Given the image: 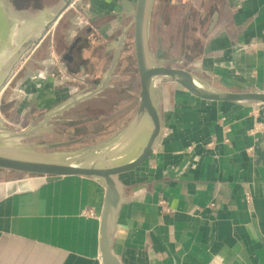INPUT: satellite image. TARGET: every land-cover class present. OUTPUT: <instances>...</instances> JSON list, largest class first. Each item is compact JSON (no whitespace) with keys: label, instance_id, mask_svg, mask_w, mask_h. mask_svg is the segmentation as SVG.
<instances>
[{"label":"crops","instance_id":"obj_1","mask_svg":"<svg viewBox=\"0 0 264 264\" xmlns=\"http://www.w3.org/2000/svg\"><path fill=\"white\" fill-rule=\"evenodd\" d=\"M129 22L117 0H76L50 29L48 52L32 48L15 70L4 124L16 123L17 107L22 116L31 112L27 126L35 124L94 88ZM78 38L72 60L64 61ZM150 42L214 88L264 92V0H156ZM75 82L76 92L63 97ZM154 89L159 146L121 175L128 202L115 254L122 264H264V106L202 101L168 81ZM34 106L47 110L36 116ZM15 179L0 171V182ZM102 199L99 182L75 176L3 199L0 264H100Z\"/></svg>","mask_w":264,"mask_h":264},{"label":"water","instance_id":"obj_2","mask_svg":"<svg viewBox=\"0 0 264 264\" xmlns=\"http://www.w3.org/2000/svg\"><path fill=\"white\" fill-rule=\"evenodd\" d=\"M75 1L58 0L54 5L44 8L42 14L21 33L19 44L14 42L16 47H9L3 55L0 63V171L25 177L0 182V201L31 192L63 177H83L99 182L103 188V199L98 218V260L100 264H122L113 248L119 213L128 202L121 175L143 165L159 146L162 122L159 101L154 96V83L168 81L202 101L242 107L264 106V92L257 89L249 92L217 89L204 83L191 71L164 64L160 60V52H151L150 49V26L156 0H117L123 15L129 17L130 22L110 46L112 58L98 84L48 109L36 124L21 130H11L4 124V118L8 117L3 111V101L15 86V68L36 46H39V51L48 52L51 36L48 32ZM42 24L44 28L41 34L20 50L18 59L6 72V64ZM9 31L10 24L0 8V46L6 41ZM130 34L139 89L136 109L130 122L106 141L75 150H53L56 146L64 147L75 141L59 144L32 142L35 138L53 132L55 125L52 123L62 118L64 113L96 99L112 88L114 71Z\"/></svg>","mask_w":264,"mask_h":264},{"label":"rangeland","instance_id":"obj_3","mask_svg":"<svg viewBox=\"0 0 264 264\" xmlns=\"http://www.w3.org/2000/svg\"><path fill=\"white\" fill-rule=\"evenodd\" d=\"M0 8L3 12L5 19L10 24V31L7 34L6 41L4 44L0 46V63L2 62L3 55L5 51L9 47H16L15 43L19 44V40L21 39L20 36L22 35L25 28L31 24L37 16H40L43 12V8L39 5L38 0H0ZM57 11V9H55ZM45 25V23H44ZM44 25L42 24L27 41L23 43L22 47H20L19 51L15 54V56L6 64V72L12 67V65L18 59V55L20 54V50L24 49V46L30 44L34 38L39 36L43 31ZM131 35V34H130ZM24 36V35H23ZM22 36V38H23ZM19 38V39H18ZM17 39V41H15ZM19 46V45H18ZM22 63V62H21ZM19 63L15 70L18 69ZM121 65L117 70V73H120V77L113 79V84L116 83L120 86V90H124L123 92L116 93L113 92L109 99H106L102 102H91L88 106H83L80 110L75 111V113L66 117L67 123H69L68 129L61 128L55 129L53 132L42 135L38 138L31 140L32 142H36L39 144H59V143H68L73 142L72 144L65 145L64 147L54 148V151H69L75 150L82 147L93 146L98 142H101L104 136L99 138H94L96 133L104 130V129H114L121 126L124 121L128 120L129 116L135 111L136 109V98L138 93V76L136 72L135 66V59H134V49H133V39L132 36L126 42L124 55L121 59ZM116 81V82H115ZM118 82V83H117ZM73 86L74 89H78V83L75 82ZM115 85V84H114ZM116 85V86H117ZM164 86V85H163ZM118 88V87H117ZM74 91L67 92L63 94V97H66L70 94H73ZM128 91V92H127ZM134 94V96H129L127 93ZM49 106L53 104L50 102ZM38 104L37 106H39ZM44 105V104H43ZM37 106H34L37 108ZM38 109L36 114L40 115L44 113L47 109ZM118 112H121L117 114ZM132 112V113H131ZM24 113V112H23ZM14 116L17 118L16 123L12 124L9 127L11 130H21L22 128L26 127L29 123V115L31 112H28V115H20V110L17 109L14 111ZM125 116V120H119L115 122L120 117ZM55 124V123H54ZM53 124V125H54ZM68 127V126H66ZM76 129V133L74 134L72 131ZM76 147V148H75ZM13 177L15 178H23L25 177L22 174L13 173Z\"/></svg>","mask_w":264,"mask_h":264},{"label":"trees","instance_id":"obj_4","mask_svg":"<svg viewBox=\"0 0 264 264\" xmlns=\"http://www.w3.org/2000/svg\"><path fill=\"white\" fill-rule=\"evenodd\" d=\"M130 38H131V35H128L126 41H128V39H130ZM150 49H151V52H157V51L160 52V55H161L160 60H162L164 64H166L168 66H172L173 65L176 68L180 67V63L168 61V59L166 57V53H164V51L162 49H160V48L153 49V44L151 42H150ZM112 89H113L112 91L116 92V93L117 92L120 93V92L124 91V90L122 91L119 88L113 87V86H112ZM113 92H107L106 94L103 93L99 97H97L96 99H92L90 101H87V102L81 104L79 107H77V109H73V110H70L69 113H65V115L61 119H58L57 121H55L54 125H55L56 129L59 130V129H61L63 127L62 124L60 123L61 121H59V120H64V118L66 119L67 116H69L70 114L75 113V111H77L78 109L80 110V108H82L83 106H88L91 102H102L104 100L106 102V99L107 98L109 99V96H111L113 94ZM127 94L129 96H132V95L134 96V94L132 92H131V94H129V93H127ZM134 112L133 113L131 112L132 114L129 116L128 120H126V121H124L125 120L124 118L128 114H126V115L120 117L119 119H117L115 122H118L119 120H123L124 121V123L121 126H119L118 128L116 127L114 129H109V128L108 129H104V130L96 133L94 138H99L101 136H104V138H103V140L101 142L106 141L107 139H109L110 137H112L113 135H115L116 133L121 131L130 122V120L132 119V117L134 115ZM119 113H121V112H118L117 114H119ZM41 117H42V115L37 120H35L34 123L36 124L41 119ZM70 132H73L75 134L76 133V129H73ZM55 148L57 149V148H59V146H56ZM8 173H12L13 174V172H8Z\"/></svg>","mask_w":264,"mask_h":264},{"label":"flooded vegetation","instance_id":"obj_5","mask_svg":"<svg viewBox=\"0 0 264 264\" xmlns=\"http://www.w3.org/2000/svg\"><path fill=\"white\" fill-rule=\"evenodd\" d=\"M39 1V5L43 8V10H44V8H46V7H49L50 5H54V3H56L58 0H38ZM79 42V38L78 39H76L75 41H74V43H72V45L69 47V52H68V55H65L64 57H63V60L64 61H70V60H72V58H71V56H72V53L75 51V49L77 48V43ZM105 101V100H104ZM83 104V103H82ZM81 105V104H80ZM79 105V106H80ZM79 106H77V107H79ZM5 107V105H4V103H3V108ZM77 107L76 108H74V109H77ZM73 110V109H72ZM79 110V109H78ZM66 113H69V111L68 112H66ZM64 115H65V113H64ZM63 115V116H64ZM71 115V114H70ZM61 119V118H60ZM57 121V120H56ZM59 121H61L60 123L62 124V128H66V129H68V128H70L69 127V123H67V122H69V121H67V119H65L64 118V120H59ZM55 123V121L52 123V124H54ZM66 126H68V127H66Z\"/></svg>","mask_w":264,"mask_h":264},{"label":"built area","instance_id":"obj_6","mask_svg":"<svg viewBox=\"0 0 264 264\" xmlns=\"http://www.w3.org/2000/svg\"><path fill=\"white\" fill-rule=\"evenodd\" d=\"M48 34H50V31L48 32ZM162 205V203H160Z\"/></svg>","mask_w":264,"mask_h":264}]
</instances>
